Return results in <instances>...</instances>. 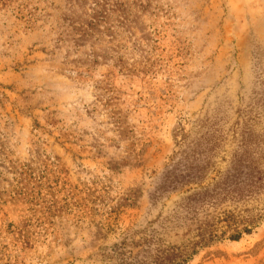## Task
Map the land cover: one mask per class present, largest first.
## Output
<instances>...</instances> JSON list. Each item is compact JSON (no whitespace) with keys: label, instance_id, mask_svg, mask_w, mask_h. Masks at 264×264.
<instances>
[{"label":"rangeland","instance_id":"1","mask_svg":"<svg viewBox=\"0 0 264 264\" xmlns=\"http://www.w3.org/2000/svg\"><path fill=\"white\" fill-rule=\"evenodd\" d=\"M207 120L219 169L245 150L264 171V0H0V264H110L160 227L199 243L188 264H264V221L199 236L264 213V186L196 214L158 199Z\"/></svg>","mask_w":264,"mask_h":264},{"label":"trees","instance_id":"2","mask_svg":"<svg viewBox=\"0 0 264 264\" xmlns=\"http://www.w3.org/2000/svg\"><path fill=\"white\" fill-rule=\"evenodd\" d=\"M211 122L212 120H207L204 126H200L199 130L194 133L193 139L190 140V135L186 134L182 137L184 141L189 140V143H182L184 149L164 174V185L158 189L160 193L158 199L166 192V187L172 191L182 190L183 193H193L188 198L191 204L189 210L196 214L197 207L205 205L216 207L223 201L237 196L250 198L262 190L264 171H260L254 166L253 161H249L247 158L249 154L245 156V150L242 154L233 155V166L226 174L218 168L217 160L221 149L218 135L221 132L216 124L210 126ZM200 129H206V132L203 133ZM246 220L240 221L233 213L220 214L216 222L199 236L202 242L206 240L204 235H207L210 240L217 239L220 223H228L229 228H234V233L230 235L229 240L239 241L244 234H251L254 226L264 221V213ZM237 222L247 223L239 229ZM160 229L161 231L145 229L139 232L132 230L126 234L123 242L107 257L110 264H188L197 255L199 243L183 247L171 245L164 239L166 229L164 227ZM140 234H145L146 237H140ZM141 243L145 246L142 256L152 261L141 260L140 253L134 256L132 252L125 250L127 246L137 247Z\"/></svg>","mask_w":264,"mask_h":264}]
</instances>
